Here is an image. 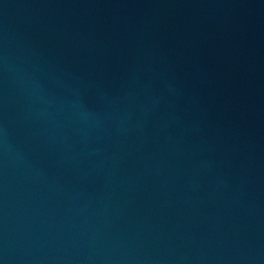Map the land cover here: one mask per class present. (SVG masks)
I'll use <instances>...</instances> for the list:
<instances>
[{"label":"water","instance_id":"1","mask_svg":"<svg viewBox=\"0 0 264 264\" xmlns=\"http://www.w3.org/2000/svg\"><path fill=\"white\" fill-rule=\"evenodd\" d=\"M0 264H264V0H0Z\"/></svg>","mask_w":264,"mask_h":264}]
</instances>
